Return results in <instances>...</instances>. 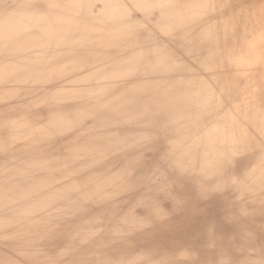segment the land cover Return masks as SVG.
Segmentation results:
<instances>
[{
	"label": "bare ground",
	"instance_id": "obj_1",
	"mask_svg": "<svg viewBox=\"0 0 264 264\" xmlns=\"http://www.w3.org/2000/svg\"><path fill=\"white\" fill-rule=\"evenodd\" d=\"M9 233L38 264H264V0H0Z\"/></svg>",
	"mask_w": 264,
	"mask_h": 264
},
{
	"label": "rangeland",
	"instance_id": "obj_2",
	"mask_svg": "<svg viewBox=\"0 0 264 264\" xmlns=\"http://www.w3.org/2000/svg\"><path fill=\"white\" fill-rule=\"evenodd\" d=\"M239 80H240V83L244 82L242 77H239L238 81ZM247 87L252 89L250 84ZM133 194L134 193H131L130 189H128L127 187H125V188L122 187L121 189H114L111 194L108 193L107 196H105V198L107 200H109V203H108V201L106 203H104V201H103V202H101L102 207H98V209L100 210L98 212V215H100L102 218V219L99 218L102 228L103 227L108 228V227L112 226L113 221H114V218H112V217H115L116 215H120V213L123 212V210L131 203L132 198L134 196ZM108 197H109V199H108ZM32 201L33 200L29 199L28 201H26L25 204L27 205L31 202V205H32ZM41 201L42 200H40L39 204L41 203ZM39 204H38V206H39ZM100 216H98V217H100ZM78 219L79 218H77L76 220H78ZM67 223H69V222L64 221V226L69 227L70 224L67 225ZM108 223H110V224H108ZM12 235L13 234H11V233L7 234L5 237L6 239L4 241H1V239H0V264H38V263H40V258H38V255L39 256H42V254L46 255V253L48 252L46 247L44 248V246H38V245H36L31 250V246H30L29 240L27 238V235H24V237L21 239L22 243H23L22 245H20L21 250L12 249L10 244H12L13 241L15 240V236L14 235L12 236ZM23 240H24V242H23ZM55 243L57 246H63L65 244V242L62 238L56 239ZM52 245H50V246L52 247ZM108 247L109 246H107L105 244V248L108 249ZM96 252H98V251H96ZM54 253H55V251H53L49 254L51 256ZM89 256H91V257H89ZM93 256H94V253H88V252L84 253L83 252V253L77 255V259L78 260L80 259L81 261H85V260L90 261ZM71 258H73V257L71 256Z\"/></svg>",
	"mask_w": 264,
	"mask_h": 264
}]
</instances>
